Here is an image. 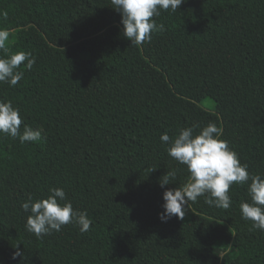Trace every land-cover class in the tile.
<instances>
[{
	"label": "trees",
	"instance_id": "trees-1",
	"mask_svg": "<svg viewBox=\"0 0 264 264\" xmlns=\"http://www.w3.org/2000/svg\"><path fill=\"white\" fill-rule=\"evenodd\" d=\"M154 19L163 30L132 45L111 0H0L10 32L0 57L36 58L16 86L0 83V100L20 109L21 133L43 130L23 144L0 134V264H219L221 247L233 264H264V231L240 209L251 181L230 187L228 209L205 194L189 219L159 218L163 192L190 176L164 133L214 122L249 173L264 175V0H185ZM53 187L87 212L88 231H27L22 203Z\"/></svg>",
	"mask_w": 264,
	"mask_h": 264
},
{
	"label": "clouds",
	"instance_id": "clouds-1",
	"mask_svg": "<svg viewBox=\"0 0 264 264\" xmlns=\"http://www.w3.org/2000/svg\"><path fill=\"white\" fill-rule=\"evenodd\" d=\"M185 0H111L112 8L121 14L123 35L132 45H142L150 41L154 31H162L164 26L157 25L154 17H159L161 10L176 12ZM10 32L0 28V49L5 50ZM26 62V63H24ZM36 58L31 52L19 51L14 54L0 57V83L16 86L24 78L22 64L31 70ZM23 118L20 109L12 102L0 100V134L18 138L20 143L35 142L42 139V129H33L24 125L21 133ZM199 125L182 128L173 140L167 133L160 139L170 146L168 155L179 164L185 165L190 174L188 181L182 187L167 189L163 192L162 209L159 218L162 222L172 217L183 220L188 211L189 202H196L205 194V202L209 206L228 209L231 206L229 189L233 184L244 185L251 181L248 192L251 202H242L240 205L242 218L251 220L253 228L264 231V175H251L248 165L242 164L238 154L229 147V142L222 139V129L216 123L210 122L194 134ZM176 177V170L166 171L159 181L163 188L171 184ZM45 199L22 203L25 212H30L26 220L27 231L37 238L50 235L53 231L59 232L63 226L76 224L81 232H86L92 225L87 212H80L73 208L67 200L66 192L61 187L49 189ZM17 248L13 259L22 256Z\"/></svg>",
	"mask_w": 264,
	"mask_h": 264
},
{
	"label": "rangeland",
	"instance_id": "rangeland-1",
	"mask_svg": "<svg viewBox=\"0 0 264 264\" xmlns=\"http://www.w3.org/2000/svg\"><path fill=\"white\" fill-rule=\"evenodd\" d=\"M38 41H41V39L38 37ZM140 75H145V72H139ZM202 108H204L207 111L213 112L214 111V103L210 100H206L203 103L199 104ZM43 132V131H42ZM193 215V211L191 208H188V211L186 212L184 216V220L189 219ZM233 252L231 248H224L221 247L215 254L214 257L216 261L219 264H233Z\"/></svg>",
	"mask_w": 264,
	"mask_h": 264
}]
</instances>
